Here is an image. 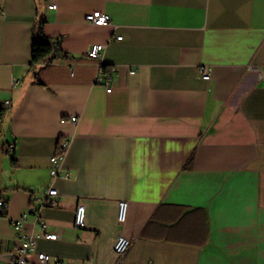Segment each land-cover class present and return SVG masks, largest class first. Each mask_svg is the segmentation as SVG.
<instances>
[{
  "label": "crops",
  "instance_id": "obj_1",
  "mask_svg": "<svg viewBox=\"0 0 264 264\" xmlns=\"http://www.w3.org/2000/svg\"><path fill=\"white\" fill-rule=\"evenodd\" d=\"M95 10L111 22L86 20ZM41 24L69 56L33 67ZM51 187L58 204L40 213L58 237L32 215L17 231ZM1 199L0 264L25 231L76 264H116L119 234L128 264H264V0H0Z\"/></svg>",
  "mask_w": 264,
  "mask_h": 264
},
{
  "label": "built area",
  "instance_id": "obj_2",
  "mask_svg": "<svg viewBox=\"0 0 264 264\" xmlns=\"http://www.w3.org/2000/svg\"><path fill=\"white\" fill-rule=\"evenodd\" d=\"M49 8L56 9L57 4H49ZM86 20L93 23L97 26H104L111 22L110 15L102 10L92 11L85 16ZM121 38V37H118ZM105 49V44H94L88 51V55L92 59H99L102 56V53ZM199 73L203 79H211V67L206 64H201L198 68ZM134 71V70H133ZM132 71V72H133ZM113 72L99 73L96 77V82L106 86V91L111 92L113 89ZM64 120V119H63ZM71 121L76 123L78 121L77 116L71 117ZM69 142L64 141L61 143L59 149L52 155L51 162L52 167L50 173L53 177L58 176L61 173L63 167V158L67 150ZM59 191L55 187H51L45 191V193L39 198L38 205H32L29 209L24 212L17 219L12 220L13 226L17 231H20L28 218L32 215L35 218V222L39 225L40 230L43 232L45 238L56 239L58 233L55 231L48 230V224L43 220L40 209L46 206H56L58 204L57 195ZM6 209V202L0 200V212L4 213ZM127 215V201L121 200L119 202V211H118V220L120 223H123ZM75 226L77 228H84L86 222V210L83 204H78L75 212ZM19 249L17 251L10 252L8 255V264H28L32 254H35L37 261L40 264H76L67 262L63 259L53 260L52 256L44 252H35V235L30 232H21L19 234ZM132 244V239L126 237L123 234H119L116 238V241L113 246V251L117 255L116 264H128L124 263L125 256ZM86 264H94L93 262H88ZM146 264H153L152 261H149Z\"/></svg>",
  "mask_w": 264,
  "mask_h": 264
},
{
  "label": "trees",
  "instance_id": "obj_3",
  "mask_svg": "<svg viewBox=\"0 0 264 264\" xmlns=\"http://www.w3.org/2000/svg\"><path fill=\"white\" fill-rule=\"evenodd\" d=\"M69 55L61 48V39H52L44 35L42 24L32 44L31 66L38 67L52 62L56 58H65ZM110 70V69H108ZM16 164V160H13Z\"/></svg>",
  "mask_w": 264,
  "mask_h": 264
}]
</instances>
